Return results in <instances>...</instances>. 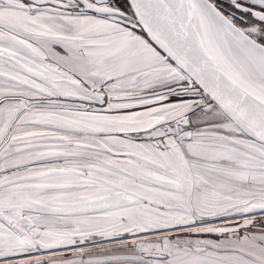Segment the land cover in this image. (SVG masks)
Wrapping results in <instances>:
<instances>
[{"label":"snow or ice","instance_id":"obj_1","mask_svg":"<svg viewBox=\"0 0 264 264\" xmlns=\"http://www.w3.org/2000/svg\"><path fill=\"white\" fill-rule=\"evenodd\" d=\"M0 264H264V0H0Z\"/></svg>","mask_w":264,"mask_h":264}]
</instances>
